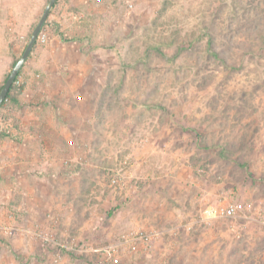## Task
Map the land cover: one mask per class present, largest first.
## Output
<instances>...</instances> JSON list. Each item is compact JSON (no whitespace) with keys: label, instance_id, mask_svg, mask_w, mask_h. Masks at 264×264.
I'll return each instance as SVG.
<instances>
[{"label":"rangeland","instance_id":"374dc122","mask_svg":"<svg viewBox=\"0 0 264 264\" xmlns=\"http://www.w3.org/2000/svg\"><path fill=\"white\" fill-rule=\"evenodd\" d=\"M49 1L0 0V91ZM42 34L0 144L21 127L43 140L51 110L77 182L59 207L0 198V227L16 229L0 264H110L109 250L119 264H264V0H58ZM233 203L252 212L201 221ZM136 230L160 237L125 245Z\"/></svg>","mask_w":264,"mask_h":264},{"label":"crops","instance_id":"0c3cea01","mask_svg":"<svg viewBox=\"0 0 264 264\" xmlns=\"http://www.w3.org/2000/svg\"><path fill=\"white\" fill-rule=\"evenodd\" d=\"M27 91V95L23 100L31 97L32 91L31 94L30 89ZM49 112L51 116L46 117V121L43 122L42 132L45 137L41 141L34 139V136H30L33 132L27 131L24 127L18 130L9 129L7 131V137L0 144V160L1 162H7L13 168L14 178L6 186L3 185L5 181L2 177L5 176L4 174L2 175V180L0 179L1 199H11L13 195H18L19 193L20 197L24 200H32L37 204L33 203V207H44V205L59 207L60 204H57V202L62 199L66 190L64 188L65 177L70 180L73 177L74 181L77 182V175L72 174L70 176L69 172L66 175L64 166L76 161L69 159L67 155L69 152L75 151L77 145L73 141H65V126L59 119L55 121L56 125H53L54 112L50 110L47 112L48 115ZM14 144L18 145L19 148L15 147L12 150ZM1 173H3L2 170ZM72 173L80 172L74 171ZM13 236H3L2 239ZM52 236L55 238L54 235ZM36 241L41 242L42 245H46L40 240ZM56 243L58 244L57 246H60L57 241Z\"/></svg>","mask_w":264,"mask_h":264},{"label":"built area","instance_id":"2783aa9c","mask_svg":"<svg viewBox=\"0 0 264 264\" xmlns=\"http://www.w3.org/2000/svg\"><path fill=\"white\" fill-rule=\"evenodd\" d=\"M45 36L42 34V31L38 37L39 40H43ZM18 78V76H17ZM14 84H19L18 79L15 80ZM113 183H117V180H113ZM252 212L251 207H247L244 203H233L226 206H219L217 208H209L205 211L202 222L206 225H210L214 220L218 219H229L240 217L246 212ZM264 225V223H263ZM191 228H189L190 230ZM16 229L12 227H0V235L5 237L15 235ZM28 233V232H27ZM31 237L35 238V240H40L46 245H52L53 247L57 246L55 239L52 235H45L41 233H31ZM160 237V232L158 231H131L126 236H124V244L127 246H143L146 250L150 249L152 244L158 240ZM108 261L110 264H119L120 259L115 257V250H109L107 252ZM56 262L58 261L55 259Z\"/></svg>","mask_w":264,"mask_h":264},{"label":"water","instance_id":"95a60500","mask_svg":"<svg viewBox=\"0 0 264 264\" xmlns=\"http://www.w3.org/2000/svg\"><path fill=\"white\" fill-rule=\"evenodd\" d=\"M57 1L58 0H50L49 3L47 4L38 24L36 25V27L34 28V30L32 32L31 38H30L22 56L19 58V60L15 64V66L13 67L11 73L9 74L6 82L4 83V86L0 92V108H1L2 104L6 101L7 95L9 93L11 87L13 86L15 79L19 75L20 70L22 69V67L24 66V64L26 63L28 58L30 57L32 50H33L34 46L36 45L38 37H39L48 17L50 15V12H51L52 8L55 6V4L57 3Z\"/></svg>","mask_w":264,"mask_h":264},{"label":"trees","instance_id":"16d2710c","mask_svg":"<svg viewBox=\"0 0 264 264\" xmlns=\"http://www.w3.org/2000/svg\"><path fill=\"white\" fill-rule=\"evenodd\" d=\"M57 2H58V1H57ZM56 4H57V3H56ZM56 4H55V5H56ZM212 45H213V44H212L211 41H210L209 44H208V48L211 49ZM213 54H214L216 57H218V55L216 54V52H213ZM16 63H17V62H15V64H16ZM15 64H14V66H15ZM14 66H13V67H14ZM22 68H23V67H22ZM21 70H22V69H21ZM21 70H20V72H21ZM20 72H19V74H20ZM15 80H17V78H16ZM2 88H3V87H2ZM2 88H1V90H2ZM13 89H14V86L11 87V89H10L8 95H7L6 101H8V100L10 99V97H11V93H12ZM0 92H1V91H0ZM6 101L2 104L0 110L4 107Z\"/></svg>","mask_w":264,"mask_h":264}]
</instances>
